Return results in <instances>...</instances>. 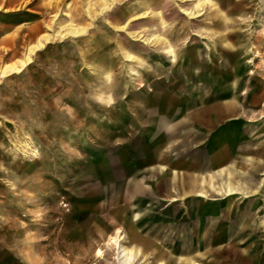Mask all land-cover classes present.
I'll use <instances>...</instances> for the list:
<instances>
[{
    "label": "rangeland",
    "instance_id": "obj_1",
    "mask_svg": "<svg viewBox=\"0 0 264 264\" xmlns=\"http://www.w3.org/2000/svg\"><path fill=\"white\" fill-rule=\"evenodd\" d=\"M213 1L224 19L210 6L189 19L187 2L174 0L0 3V264H264L259 195L169 201L159 182L167 175L152 171L197 173L232 145L254 150L264 122V0ZM145 9L159 15L129 19ZM225 26L241 45L210 49ZM191 58L208 65L200 81L187 76ZM232 89L234 116L210 130L178 123L201 105L223 106ZM254 198L261 228L241 233L236 216ZM204 219L214 252L196 263L172 258Z\"/></svg>",
    "mask_w": 264,
    "mask_h": 264
},
{
    "label": "crops",
    "instance_id": "obj_2",
    "mask_svg": "<svg viewBox=\"0 0 264 264\" xmlns=\"http://www.w3.org/2000/svg\"><path fill=\"white\" fill-rule=\"evenodd\" d=\"M8 1L9 0H1L0 3ZM23 1L25 2V0ZM154 1L155 4L168 2V0ZM174 1L183 3L184 0ZM191 4L192 7H189ZM215 5L216 4L213 0H192L187 2V10L193 14L194 18H197L203 14L202 11L205 6H210L214 7L215 9L213 14L214 17L223 18L224 13L221 11V9L215 8ZM154 13L159 12L145 9V11L135 14V16L141 15L140 18L142 19L146 16H149V18H154L155 16L159 15H154ZM127 14L128 13H126V16ZM135 16L132 15L129 19H133ZM223 30H228V33L224 34ZM232 33H234V30L232 31L228 26L221 28L218 33L219 42L214 41L215 43L209 46L210 49L217 47L216 49H224L230 52L231 50L235 51L234 49L241 44L232 41V39L229 37ZM170 48L172 49L171 46ZM174 48L176 49L177 47ZM228 61L230 63L229 74L231 75L232 82L234 83L237 78V75L233 73V70L236 68V57H232L228 59ZM205 66L208 65L204 64L203 60L199 61L197 58H191L190 62L187 64L188 78L195 76L197 80L200 81L207 73L204 72V69H200V67L204 68ZM232 87L234 88V85H232ZM236 97L237 95L232 89L230 94L227 96L228 101L223 106L208 107L201 105L200 107H197V109L191 114L182 118L178 123L182 124L189 122L195 126L201 125L210 130L214 127L217 121H220V119H218L220 116H234ZM253 135V151H251V149L245 148V152H243L239 149L237 144L232 145L233 147H231V149L226 152L222 159L215 157L213 160L206 161L207 166L200 168L197 173L186 171L182 174H178L164 165L152 167V171L156 173V175H167L165 179L159 181L163 184L160 188V191L163 193L162 197L170 201L175 199L174 193H178L179 197L194 194L202 198H209L211 194L221 197L231 195L248 197L254 194L259 195L260 199L264 200V122L261 123L257 128H254ZM218 136L219 142H221L222 135L219 134ZM259 204L258 198H254V206L249 205L246 207V204L240 206L239 214L236 216L235 226L237 225L239 229H244L241 231V233L244 231L255 233L261 228L260 225L262 223L256 220L259 214L258 211H260ZM205 220L206 219L195 221L193 226L194 229H191L194 233H196L194 236L187 238L182 237L178 239V243L174 246V248L172 247V250L170 251L172 258L192 259V262L195 261L196 257H199L200 259H206L214 252L212 249L206 246L205 240H202V237L206 233ZM206 221L213 222L214 219L208 218ZM238 228L237 230H239ZM237 230L234 231L233 235L240 234V232ZM156 237L157 236H153L152 238L156 239ZM179 244H185V246L181 249V255L176 257L175 254L180 253ZM194 249L195 253L191 254ZM217 251L220 252L222 249H218ZM230 251V256L234 261H237L239 257L238 251L235 250L233 246H231ZM245 252L246 251H243V253Z\"/></svg>",
    "mask_w": 264,
    "mask_h": 264
},
{
    "label": "bare ground",
    "instance_id": "obj_3",
    "mask_svg": "<svg viewBox=\"0 0 264 264\" xmlns=\"http://www.w3.org/2000/svg\"><path fill=\"white\" fill-rule=\"evenodd\" d=\"M188 2V1H192V0H184L183 2ZM181 6V5H180ZM197 7V6H196ZM183 8V7H182ZM180 9V11L182 12V14H184L185 16H187L189 19H193L194 17H193V14L191 13V12H189L187 9ZM220 12V11H219ZM147 13V12H146ZM144 14V13H143ZM148 14V13H147ZM155 14H159V13H154V15ZM135 16V15H134ZM140 16L141 15H136L135 17H133V19H135V20H137V19H139L140 18ZM153 16V15H152ZM144 17V16H143ZM162 25H166V23H165V21H163L162 20ZM165 28V27H164ZM119 31H125V27H119V28H117ZM127 30V29H126ZM129 31V30H128ZM129 33V32H128ZM132 37H133V39H138V38H141L142 39V41H145L146 39H143V36L142 35H140V33L139 32H133V35H132ZM157 40H159V39H157ZM139 41V40H138ZM141 41V42H142ZM160 43H161V41H159ZM168 52H172V49L171 48H169L168 49ZM27 59V58H26ZM28 61V60H27ZM26 61V62H27ZM10 69H15L16 70V68L14 67V68H10ZM9 69V70H10ZM125 237V236H124ZM132 239H134V238H132ZM119 240L120 239H118V238H112V241L117 245V248H118V252H120L121 251V246H120V244H119ZM128 241H129V239H128ZM130 242V241H129ZM167 258V257H166ZM162 260V259H161ZM160 261V260H159Z\"/></svg>",
    "mask_w": 264,
    "mask_h": 264
}]
</instances>
